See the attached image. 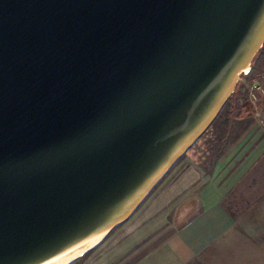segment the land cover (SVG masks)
<instances>
[{
    "label": "water",
    "instance_id": "water-1",
    "mask_svg": "<svg viewBox=\"0 0 264 264\" xmlns=\"http://www.w3.org/2000/svg\"><path fill=\"white\" fill-rule=\"evenodd\" d=\"M264 0H0V264H72L207 131Z\"/></svg>",
    "mask_w": 264,
    "mask_h": 264
},
{
    "label": "crops",
    "instance_id": "crops-1",
    "mask_svg": "<svg viewBox=\"0 0 264 264\" xmlns=\"http://www.w3.org/2000/svg\"><path fill=\"white\" fill-rule=\"evenodd\" d=\"M241 77L202 135L216 145L207 147L210 161L206 151L183 161L201 136L125 222L72 264H264V93L250 98L255 84L264 88V44Z\"/></svg>",
    "mask_w": 264,
    "mask_h": 264
},
{
    "label": "rangeland",
    "instance_id": "rangeland-1",
    "mask_svg": "<svg viewBox=\"0 0 264 264\" xmlns=\"http://www.w3.org/2000/svg\"><path fill=\"white\" fill-rule=\"evenodd\" d=\"M242 78V77H241ZM211 139V135H210V132H207L204 136H202L200 138V140H198L196 142V144L187 152V154H185L184 158H183V161H186L188 159H193V158H199V155H201V153L203 151H206V156H205V161L208 162L210 161V151L209 149L207 148L209 145V147H215L216 145H214V143H212V141L210 140ZM205 147L206 149L205 150H201V148ZM214 149H211V152L213 151ZM208 151H209V154H208ZM212 157H214V155L212 154Z\"/></svg>",
    "mask_w": 264,
    "mask_h": 264
},
{
    "label": "built area",
    "instance_id": "built-area-1",
    "mask_svg": "<svg viewBox=\"0 0 264 264\" xmlns=\"http://www.w3.org/2000/svg\"><path fill=\"white\" fill-rule=\"evenodd\" d=\"M256 92L264 93V88L260 84H255L254 87L250 91V98L256 99Z\"/></svg>",
    "mask_w": 264,
    "mask_h": 264
},
{
    "label": "trees",
    "instance_id": "trees-1",
    "mask_svg": "<svg viewBox=\"0 0 264 264\" xmlns=\"http://www.w3.org/2000/svg\"><path fill=\"white\" fill-rule=\"evenodd\" d=\"M243 76V75H242Z\"/></svg>",
    "mask_w": 264,
    "mask_h": 264
}]
</instances>
